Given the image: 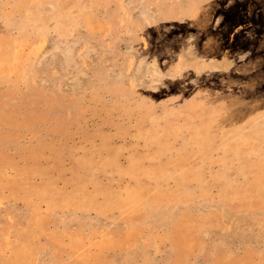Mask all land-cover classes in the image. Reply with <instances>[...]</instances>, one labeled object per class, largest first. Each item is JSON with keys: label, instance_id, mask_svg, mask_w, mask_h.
Returning a JSON list of instances; mask_svg holds the SVG:
<instances>
[{"label": "rangeland", "instance_id": "obj_1", "mask_svg": "<svg viewBox=\"0 0 264 264\" xmlns=\"http://www.w3.org/2000/svg\"><path fill=\"white\" fill-rule=\"evenodd\" d=\"M0 264H264V0H0Z\"/></svg>", "mask_w": 264, "mask_h": 264}]
</instances>
